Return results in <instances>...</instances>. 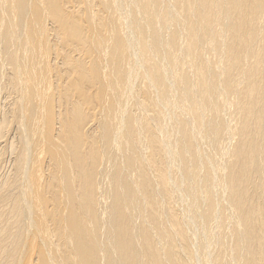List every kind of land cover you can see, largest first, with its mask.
<instances>
[{
    "label": "bare ground",
    "instance_id": "obj_1",
    "mask_svg": "<svg viewBox=\"0 0 264 264\" xmlns=\"http://www.w3.org/2000/svg\"><path fill=\"white\" fill-rule=\"evenodd\" d=\"M0 264H264V0H0Z\"/></svg>",
    "mask_w": 264,
    "mask_h": 264
}]
</instances>
